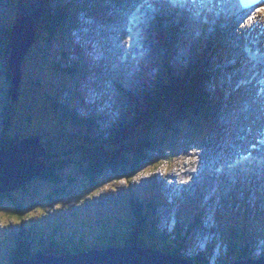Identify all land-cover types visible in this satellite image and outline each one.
I'll use <instances>...</instances> for the list:
<instances>
[{
  "label": "rangeland",
  "instance_id": "rangeland-1",
  "mask_svg": "<svg viewBox=\"0 0 264 264\" xmlns=\"http://www.w3.org/2000/svg\"><path fill=\"white\" fill-rule=\"evenodd\" d=\"M67 3H72V8H75V10L70 8V10L73 11V14L71 15V22L69 24H63L62 22L61 28L64 31L67 29L65 32V38L58 37L56 40L53 39L51 44H46V27L49 20L48 18L56 14L58 6L61 8ZM138 5L139 0H0V29L4 28L6 25L9 26L13 23L16 24V18L20 15L21 18L33 20L32 27L35 31L34 33H37V40L26 51L18 66L20 76L18 77V74H12L11 72L13 82H15L14 80H16V82L18 81L15 89H13V87V91L11 89V98H7L6 94L2 93L3 90L7 89V84L0 78V136L5 134L7 137H10L14 143L21 140L23 137L26 139L30 136H36L39 138L40 144L43 145L46 151L45 158L48 159H46L47 162L49 160L55 161L63 159L64 161H67V159H69L63 170L58 172L60 181L56 184L47 180L33 179L28 185V190L26 187L25 189L8 193L11 197L0 198V264H11L9 260V249L15 247L14 238L18 237L14 236H17L20 232L22 233L29 227V223L31 222L29 217L34 216L32 218L33 221L35 218H37V221L42 219V226L44 227L45 225V227L48 228L52 227L59 218L66 220L68 223L67 226H70L71 228L80 225L82 221L81 219H85L90 223L93 222L92 220L95 221L98 218L92 216V210L104 209L108 213L109 210L124 207L123 204L117 207L114 201L118 198L124 199L126 193L129 195H131L132 192L135 193V191L143 193L145 188L149 187L151 183L155 185L156 182L160 184L162 182H167L170 185L175 183V179L176 181L178 180V182H189L190 177L187 176L186 170L183 166L193 168L195 172L201 174V172L203 173L207 168L214 169L217 163H225V160L233 153L230 148L236 146L239 149H242L245 146L242 144L243 142H239L238 146L234 145L236 138L238 139L240 135H243L242 132L237 133L236 137L229 140V146L227 140L223 139L224 136H221L222 133L216 131V129H218L217 125H219L224 130L227 129V132L234 134V128L232 127L233 122H235V127H239L241 121L240 117L238 121L230 120V122H226L225 118L228 116L223 115V113L227 112L228 109L224 110L225 106L221 107L222 102L220 101L215 107L216 125L212 124L208 130L206 126H209V121L204 122L205 124L203 123V126L200 128L201 132L196 129L192 130L188 125L184 126L183 124H179L178 126L174 125V128L176 129L174 134L169 133L164 135L162 134L161 123L159 121H154L153 124L147 128L148 133L141 128L137 132H124L116 141L113 139L115 142L111 141V144H107V138L109 141L111 137H109L108 133L111 132V129H113L114 124H116V121L121 115L127 110L129 112L130 109L129 105L127 106V103H130L124 102L123 94L120 95L113 90L112 85L114 82L112 80L118 79L120 81L121 78L129 75V72L124 73V76L109 73L108 69H110L113 64L108 63L107 57L104 58L106 62H102L104 68L100 67L99 63H96L92 59L94 63V71L91 72L90 67L88 66L80 80H75L79 85L76 84V86H73L74 78L70 77L68 73L70 68H73L74 64L79 60V56L75 51H70L69 49L71 47V41H73L75 45H79L84 49L87 56H90V43L87 37H85V35L89 33L94 36V41L97 42H94V44L101 45L106 51V41L109 36L115 35L110 31L115 30L122 34L123 29L127 28V25L123 23L125 20L127 22V14L135 8L137 10ZM119 14H125L126 16L120 23H118L119 21L117 20ZM112 16L116 19L115 21L111 18ZM139 22L141 23L143 32H145V38L144 41L135 46L134 51L132 48L130 49L132 52L130 55L139 58L137 63L133 61L131 65L135 64V66H139L136 70L137 74L140 75L138 77L140 82L136 84V82L133 81L127 87L128 89H133L135 94L144 91V87H148L149 89L148 80L153 78L154 80L152 81H155L158 73L162 70L170 68L177 73L178 67L185 66L193 55V52H191V54L188 53L178 56L174 54L170 38H166L167 42L165 40H162L161 42L166 45V52L157 42L159 35L164 33L157 23H151L149 25L145 23V21ZM126 32H128V29H126ZM214 33H223L224 36L234 38V32L230 31L225 33L223 31V26L220 24H216ZM12 40L13 36L11 35L10 42L4 46V48H7L10 52L8 61H10L11 56ZM167 43L169 47H167ZM229 44L230 42L228 40L226 41L225 46L224 43L222 45V47H225L224 53L227 56L231 52L230 50H227ZM126 46L128 48L127 43ZM16 47L19 49L18 46ZM207 49L208 48H203L202 50ZM69 51L77 56L71 55ZM168 52L171 54V57L166 55ZM126 55L127 52H125L124 56ZM173 56H175L174 60L172 59ZM205 61H208V59H205ZM151 62L153 64H150ZM211 62L202 64L203 61H201V65L205 68V70L203 68V72L207 73L209 76V79H206L202 85L205 99L209 97L207 93L208 91H206V88L208 89L209 81L215 79L214 75H210L211 68L209 64H211ZM124 66L129 69L127 63H125ZM150 67H152V71L150 72V75L144 79L142 73L145 71L144 69ZM100 75L102 78L101 82H99ZM68 76L70 79L69 81H67ZM130 76L134 77L135 74L131 73ZM124 81L125 78L122 79V82ZM157 81H159V79H157ZM107 88H111L115 104H113V109H111L113 112L106 111V114H104L105 116L102 115L97 119L98 133L94 132L93 134L92 132L81 130L82 133L79 134V131L74 127L75 123L73 122V118L71 119L66 115V118L64 117L62 119L59 115H53V109L51 107L52 99H55L59 105H63L68 111L80 115L77 116L78 118L83 117L82 115H89L91 106L89 108L82 107L81 101L84 100L90 104L92 98L100 99L104 97ZM74 92L76 93V96L74 95ZM139 95L144 97L145 93L144 95L142 93L137 95L138 98H141ZM133 97L135 100V96ZM80 98L82 100H80ZM210 99L213 100L211 96ZM242 101L243 98H241V102ZM107 103L112 106L111 101H107ZM7 105L8 112L6 110L7 108H5ZM102 108H105V106L100 102L97 106L96 112L102 114ZM210 108L213 109V106L210 105ZM212 111L213 110H211V112ZM254 114L255 108H252L249 115L253 116ZM246 115L248 117V114H245V116ZM245 129L246 127L243 128L244 134L247 132ZM20 131L23 132L20 133ZM67 132L71 133L72 138L64 141L67 138ZM93 135H95L96 139L98 136L99 141H97V146L96 144L94 145V141L92 143L88 140L89 138H92ZM140 135L144 138H146L147 135L151 136V138L153 136L161 138L157 140V142L155 141L154 144L155 150L158 152L157 157L159 158L156 159L158 162L155 160V158H157L154 157L155 154L151 155L150 152L149 155L155 163L144 162L139 168L133 166L132 169L135 171V174L133 175H131L128 170H121L120 163H117L116 170H108L103 176L96 178L95 183H92L91 179L84 175L83 171L89 167L90 162L99 161L105 163L104 159H107L106 156H109L110 152H114L115 158L130 157L129 151L132 146L135 149L139 145V142L141 141ZM225 135L227 134L225 133ZM228 137L232 136L228 135ZM74 139H77L82 143L84 151H91V154H89L90 156L83 154L81 144H75ZM170 141L172 142L170 143ZM103 143L106 144L103 145ZM110 145H112V147H110ZM170 146L175 150L176 156L182 155L180 158L176 156L171 158V164L169 161L168 163L165 161L166 158L164 156H161V153L165 155V152L169 151ZM118 147L119 151H117ZM223 153L225 154L222 157ZM114 157L110 160L113 161V159H115ZM207 158L210 161H208ZM202 162L204 165L201 164ZM130 165L133 164L130 162ZM170 173L173 175V179L171 180L167 178V175ZM164 175H166V177ZM259 176L261 179H264V175L259 174ZM164 178L166 180H164ZM220 179L221 176H217V179L213 178L210 180V184H214L215 182L219 183ZM206 185L207 184H204L205 188L201 190L192 188L190 192L186 191L184 193L182 191L180 194L175 189L173 194L174 197L172 196L169 203H172L175 206V209L178 208L185 210L187 206L194 207L195 201L198 198L206 197L209 194L210 187ZM259 186H261L260 190L253 191V193L250 190V201L249 197L246 201L244 200V197L249 191L246 190L245 186H237L236 192L231 195L228 193L230 190L229 187L225 186V192H219V195L216 196V204L214 202L212 205L210 204L211 208L208 211V221L210 224L209 231H214L213 234H215V230L217 229L220 236H222L219 240L220 245L218 246V250L217 247H215L219 255L223 250L222 244H228L229 242V240H227L228 236L231 235L229 226L232 227L234 225L232 222H229V220L227 222L223 221L220 207L224 202V199L226 200L227 207L226 212L224 213L227 218L231 219L239 217L235 220L242 225H244L245 222L240 218L248 219V221H246L248 227L252 228V230L259 231L262 225L259 226L254 222L256 217L253 221L250 219L252 214L258 216L259 211L261 210L264 213V182ZM218 187L219 185L215 187L216 192ZM255 187L256 186H253L252 188ZM149 190L151 191L149 194L142 195L144 205H146L148 201H152V199H150L152 190ZM233 190L234 187H232V191ZM255 193L258 195V198H256ZM261 195L263 196V199H261ZM176 197H180V199ZM235 199H238L240 203L235 204ZM15 202L20 203L25 211L24 220L21 222L14 215ZM208 202H203V204L205 205ZM109 203L112 206L107 209L106 205ZM215 205L216 208L213 210ZM152 206V203L151 205H148L144 211H141L142 214L146 215L152 210ZM192 212H195L194 209ZM218 212H220L219 217L216 216ZM108 215L112 216L111 214ZM151 215H154V213L151 212ZM180 215L181 214L177 213V216ZM121 218L123 219L124 215H122ZM214 220L217 223H215ZM171 221H173V219H171ZM144 222L146 228L150 230V227H147L150 226L149 221ZM251 223L257 226L253 227L251 226ZM84 230L86 231V229ZM252 233L253 232L249 235V242H251ZM172 234V232L169 233L167 239H172ZM260 234L261 235L259 236H264L263 233ZM115 235L120 236L118 234ZM155 237L156 236H151L150 240ZM186 237L188 241L183 250L184 255L187 254L188 250L192 251V242L189 243L188 236L185 235V239ZM213 237L216 239L213 241L216 242L217 236ZM146 238L147 235L142 236V240ZM120 240L121 239H118V241ZM21 241H25V238L21 237ZM92 241H94V239H83V242L86 243ZM135 242L136 241L133 240L130 243L134 244ZM120 244L123 243L121 242ZM226 249H228V246ZM250 250L255 251L256 253H261L264 250V243L259 241L257 242L256 247H249L247 251L250 252ZM217 251L215 252V256L218 254ZM230 257L233 259V254H230ZM215 259L218 258L215 257ZM216 263L217 262H213V264Z\"/></svg>",
  "mask_w": 264,
  "mask_h": 264
},
{
  "label": "trees",
  "instance_id": "trees-1",
  "mask_svg": "<svg viewBox=\"0 0 264 264\" xmlns=\"http://www.w3.org/2000/svg\"><path fill=\"white\" fill-rule=\"evenodd\" d=\"M70 10V7H63L58 8L56 10V14L50 16L48 19L47 24V32H46V44H51L53 39L56 40L59 38H65V32L62 28V22L63 24H69L71 22V15L73 14V11ZM15 23L11 25H6L4 28L0 29V78L3 82L7 84V89L3 90L2 93L6 94V97L11 98V89L13 87L12 78H11V71L8 63L9 58V51L7 48H4V46L10 42L11 39V29ZM66 26V25H64ZM202 59L198 61V63L192 65L188 69L185 70L184 73L181 74V78L174 79L171 84L168 86L161 83L160 85H156L154 89L147 91L145 98L143 100H134L130 99V112L127 114L126 117L123 118L122 122L116 127L117 129H114L111 134V139H114L115 141L119 136H121L124 132H134L141 129L146 130L147 128L153 124L154 121H159L162 126V134H174L176 129L175 126H178L179 124L188 125L192 130L193 129H199L203 126L204 122H208L210 120V114H211V103L208 101V98L205 99V95L203 92V83L207 79L208 75H205V72H203V66L201 65ZM178 76V75H176ZM156 89V90H155ZM141 97V95H139ZM58 104V103H57ZM59 105V104H58ZM8 105L5 107L7 108ZM51 107L53 109V115L57 116L58 109L56 106V101L52 99ZM8 112V108L6 109ZM162 110V111H161ZM59 115V113H58ZM7 117V115H6ZM176 123V124H175ZM178 123V124H177ZM205 124V123H204ZM22 130V129H21ZM23 131H20L22 133ZM145 132V133H146ZM68 133V132H67ZM148 133V132H147ZM67 138L64 141H67L68 139L72 138L71 133H68ZM24 138V137H23ZM22 138V139H23ZM21 139V138H20ZM21 139V140H22ZM160 139V137H159ZM178 139V138H177ZM10 140H12L10 137H7V135L3 134L0 136V149L5 146ZM90 140V139H88ZM114 140H110L112 142H115ZM130 140V139H129ZM140 142L139 145L134 149L133 146L129 151L130 157H114V152H110L109 156L107 155L104 159L105 163H101L98 161L90 162L89 167L83 171L84 175L89 177L91 179L92 183L96 182V178L101 177L104 175V173L108 170H116L117 163L121 164V170L127 171L131 173V175L135 174V171L132 169V167L139 168L144 162H153L151 156L149 153L155 154L154 157H157L158 152L155 150V141L157 142L158 136H148L144 138L140 135ZM92 142V140H90ZM75 144H81L82 143L74 139ZM111 144V143H110ZM113 145V144H112ZM110 145V147H112ZM122 146V145H121ZM83 148V154L89 155L91 154V151L86 150L84 151ZM119 151V147L117 149ZM82 153V152H80ZM120 154V153H118ZM71 156V155H70ZM90 156V155H89ZM161 156H164L161 153ZM112 157L115 159L110 160ZM121 158V159H120ZM128 158V159H127ZM159 157L155 158L158 159ZM74 159V158H72ZM71 159V161H72ZM48 160V159H47ZM69 161V159H67ZM67 161H64L63 159L55 160V161H48V167L45 171L39 173L36 175L33 179L38 180H47L51 183L56 184L59 182V175L58 172L60 170H63L64 166ZM157 161V160H156ZM130 162L133 165H130ZM158 162V161H157ZM32 179V180H33ZM91 183V184H92ZM29 186L27 184V190ZM25 189L20 188L18 190ZM25 192V190H24ZM5 197H11L10 194H4L0 195V198ZM132 203H139V200L137 199L136 195H132L131 197ZM141 202V201H140ZM146 205H151L150 203H146ZM132 210L135 212V216L139 218V222L134 227L131 226V231L126 232H119L114 230L115 227L117 228H123L126 229L127 226H117L119 223L117 221L109 223L108 220H101L97 221L100 225V227L96 228L97 231H101L103 229H107L109 227H114L111 232L113 234H120L123 236H128L129 233L134 232V234L139 235V237H142L144 235H147V237H151L155 234V236H160L161 231H159L157 228L146 234L148 231H145L142 229V227H146V224L144 221H147V219L142 218L143 215L140 210V204L139 207L136 209L132 206ZM155 210L153 207L152 211ZM14 215L20 220H24L25 211L23 210V207L20 203L15 202V213ZM141 216V217H140ZM229 222H232L234 226H232V232L236 233H242L245 231V228L240 226V222L236 221L235 219L229 220ZM61 223V224H60ZM82 224L93 226V223H89L87 220L81 221ZM142 223V224H141ZM144 223V224H143ZM58 224V225H57ZM66 224V223H65ZM64 222L58 219L56 223L52 225V227L48 228L45 227V229L38 230L33 227H29L24 232H20L17 236L18 238H14L15 241V249L11 250L9 252L10 258L14 259H27L31 256V252H43L47 254H63L66 252L75 253L78 251L87 250L89 248L94 247H102V246H109L112 245V243H121V242H127L131 244L130 242L133 241L134 237L131 236L128 240H120L118 241L117 237L108 238L106 240H100L97 241L94 239V242H83L82 240L78 243H73L72 240H68L70 243L68 244H56L55 240L53 239V236L56 235L58 232L60 233V237L56 239L59 242L65 241L66 237L69 234L72 235L74 231H78L77 226H73L71 228L70 226H65ZM87 225V226H88ZM116 225V226H111ZM180 228L178 229V236L176 239L178 247L177 251L184 249L185 247V240L183 236L181 235ZM43 235L46 236V238H43ZM21 237L25 238V241H21ZM171 245L175 244L174 239L170 241ZM246 246V244H244ZM239 246H231V251L234 253V255L237 257V259H244L250 255V252H248L245 248ZM248 253V254H247ZM264 255V252L262 253ZM261 255V256H262ZM235 257V258H236ZM196 260V261H194ZM194 262L201 263L206 260L205 255L199 254L197 257L194 258Z\"/></svg>",
  "mask_w": 264,
  "mask_h": 264
},
{
  "label": "bare ground",
  "instance_id": "bare-ground-1",
  "mask_svg": "<svg viewBox=\"0 0 264 264\" xmlns=\"http://www.w3.org/2000/svg\"><path fill=\"white\" fill-rule=\"evenodd\" d=\"M152 1H153V9H155L157 13H155V14L150 13L151 15H155L154 17H152V19H148L145 17L148 22L154 23V22L163 18L164 22L167 25V28L169 29V31L171 30L170 28H172V29H175L176 27L181 28L180 29L181 32L179 34H176L175 31H170V36H171L170 39H171V44L173 45L174 54L184 55L189 50V48L192 46L191 42H194L195 39H197L196 42L198 41L200 43L199 39L201 38V35L199 34L198 36L195 37L194 32L197 29H200V30L204 29L205 30L206 29L205 26L208 24H210L209 27H211L213 29V31H211L209 34H207V36L213 35L215 38L218 39V41L220 40L219 35H218V33H214L215 28H216V24L222 25L223 31L225 33L230 32V27L227 26V28H226V26L223 25L221 18L219 20H216V21L214 20V14H218V12L214 8H213V11L209 12L206 9L207 7H209L207 5H205V7L202 8V10L200 11L201 15H200V20H199V24H200L199 25L197 23V21L193 20V18H195L197 16L190 14L191 11L189 10L188 5L186 4L185 8H183L184 7V1L183 0H177V2H175L173 0L174 1L173 6L177 7L178 11L176 8L173 9L172 10L173 12H172L170 17L160 16L159 15L160 13H158V11H157L156 5H158L159 2H160L161 6H162L161 3L164 4V2L162 0H152ZM150 3H151V1L149 2V5H150ZM141 4H142V2H141ZM142 5H143V7H145L144 4H142ZM199 5H200V3H199ZM164 8H165V4H164ZM163 10H166V9H163ZM212 13H214V14H212ZM259 22H260V24L264 25L263 20H260ZM253 25H254V23L247 24L245 26V30L247 31L249 29V27L253 26ZM257 25H259V24H257ZM255 30L257 31V28H255ZM256 31L250 33L249 35L247 33L246 37H244V38H242V37L241 38H235V37L230 38L229 36H227V37L223 36V37H226L225 41L229 40L230 44H229L227 50H230L231 52L228 56L225 55L223 58L217 57L215 59L220 64V63H223L226 59H228V57H230V55L232 53H235L230 58V61L235 60L236 62L234 65L232 62H230V63L225 62L220 66L226 65L227 70H230L232 65H233V67H236L238 64L242 63V60H241L242 51L246 46H248L249 42L255 37ZM110 32L112 34H115V35L109 36L108 40L106 41V43H107V44H105V47H107L106 51H105V48L102 47L101 45L94 44L95 41H94V36L92 34H91L92 36L90 34L85 35V37H87V39L90 43L89 48H90V53H91L90 56L91 57L87 56L85 52L82 53V51H80V50H79V53H77L76 50H77L78 46L76 47L75 45H73L71 47L72 48L71 50L75 51L78 54L79 59L82 62L86 63V65H88L90 67L91 72L94 71L93 70V65H94L93 61H95L96 63H99L100 67H102L103 66L102 62H104V63L106 62L104 59L105 57H107L108 63H110V64L117 62V66L115 65V68H114V74L115 75L117 74V71L121 72V73L126 71L123 66H121V65L118 66V63L121 60V58L124 60L123 63H128V64H130L131 61L137 62V60H138L135 56L130 55V54H127L126 56H124V54L126 52V46H122L123 43H126L124 35L118 33V31H115V30H112ZM236 34L238 35L240 33L236 32ZM34 35H37V33H35ZM130 38L133 40V36H130ZM128 42H129V39H128ZM95 43H97V42H95ZM221 50L225 51V47H224V49H221ZM133 51H134V49H133ZM70 54L75 55L72 52H70ZM75 56H77V55H75ZM19 59H20L19 54L13 50V56L11 59V64L12 65L17 64L16 62ZM92 59H93V61H92ZM172 59L174 60L175 56H173ZM20 60H22V58ZM117 60H119V61H117ZM179 68L181 70H183L184 66H180V67H178V69ZM246 68H247V66L244 64L243 69H241L240 71H237L236 73H234L232 75L233 77H236V78L239 77L240 78L237 80V82H240L242 80V84L238 90V91H240V95L243 98L242 102H241V99H239L237 101H231L234 99V96H233L234 89L231 88L230 83L227 80L225 81V84L229 87L230 92L224 96L222 102L226 101L232 105V106L226 108V109H228L227 112H224V115L228 116L225 118L226 122H230V120L235 121L236 119H238L241 116L244 117V113L247 114L249 107L252 105L251 98L249 97V92L246 94V88L250 86L249 79H245V75H246L245 69ZM137 76H140V75L137 74ZM232 76H231V78H232ZM123 78L126 79L127 77H123ZM99 82H101V81L99 80ZM125 83H128V80L127 81L125 80ZM210 96L213 98V100L215 99L214 95H210ZM107 99L109 101H111L110 97H108ZM92 101L93 102L91 103V114H92V117L97 118L98 113L96 111H97V106L99 105L100 101L97 98H92ZM257 104H259L261 106V103L258 102ZM245 105H248V106H247V110L244 112ZM87 108H89V106ZM251 109H252V107H251ZM105 110H107V109H105ZM261 112H262V115H261ZM249 113L250 112H248L246 124L253 123V125H260L264 122V117H263L264 116V108L261 111H259L257 108H255V114L253 116H250ZM212 115H214V114H212V112H211L210 121L214 120ZM234 124L235 123H233V125ZM263 125H264V123H263ZM95 126H96V122H92L91 128H94ZM255 129H253V130L256 132ZM234 132H235V129H234ZM256 145L259 146L258 140H256ZM230 149L233 153L230 154L229 157L225 160L226 161L225 164L229 163L231 158L235 157L238 154L237 150L232 149V148H230ZM263 158H264V155L256 157V159H259V161ZM207 160L210 161L208 158H207ZM201 164H203V162ZM261 164L264 165V162ZM223 165H224L223 162L217 163L215 165L214 169L207 168V169H205V171L203 173L201 172V174H198V172H195V170L193 168L183 166V168L186 170L187 176L190 177L188 184H185L183 187L170 185L168 183L163 184L162 187L160 188L159 192L155 193L156 197L153 199L154 205L157 206L159 201L162 198H164L166 200L164 207L166 210H168V209L170 210V209H174V207L169 203V201H170V199H172V196L174 197L173 194H174L175 189L180 194L182 191L184 193L186 191L190 192L192 188H195L196 190H201V189L205 188L204 184H207L206 186L210 187L209 194L206 197L204 196L202 198H198L195 201L194 207L187 206L185 208V210L177 209L175 211L176 213L183 214V215L189 213L188 223L190 225V229L188 231V237H189V243L192 242V249H191L192 251L188 250V252H187L188 257H191L192 254H194V253H200L202 251V249H205L208 247L209 236L211 235V231H209L210 230V227H209L210 224L208 221V213H209L208 211L210 210L213 202L216 204V196L219 195V192H225L224 188L226 186V187H231V191H232V187H234V190L232 191V193H234V192H236L237 186H240V185L245 186L246 190H249V191H250V189L254 190V189H252V186L257 184V180L259 179V174L261 172H264V170L260 171V168H258V165L255 164V166L253 165L251 169L246 168L245 170H242L240 168H237V169L233 168L234 177H232L233 172H228V168H231V167H227V166L224 167ZM25 167L29 168L30 164L28 162H26ZM164 176L166 177V175H164ZM167 176H168L167 177L168 179H170V180L173 179V175L171 173L168 174ZM217 176H221V179L219 182L220 184H219L218 190L216 192L215 185L218 184V182H215L214 184H210V180H212L213 178L217 179ZM13 179H14V175H13ZM164 180H166V179L164 178ZM208 182H209V184H208ZM158 193H161L160 199L158 198L159 197ZM248 197H249V194H246V196L244 197V200L246 201L248 199ZM176 198L180 199V197H176ZM261 199H262V197H261ZM249 201H250V197H249ZM203 202H208V203L204 205ZM131 206H133L135 209L138 207V205L136 203H132ZM194 208H195V212H192V210ZM215 208H216V205L213 207V210ZM219 214H220V212H219ZM156 216H157V218H160V215L158 213L156 214ZM159 224L160 223H157V222L154 223V225L156 227H159ZM171 226L175 227L176 224H171ZM194 228H196V232H193ZM181 229L187 230L188 224L186 222L182 221L181 222ZM159 231L162 232V227L159 228ZM259 233H262V232L261 231L256 232V239L255 240H257ZM176 239L179 240L178 238H176ZM227 239L229 240V243L231 245H233L235 247L237 246V243L233 240V238L231 236H228ZM172 247L176 248V245L173 244ZM209 257H210V259H209L210 262H213L215 257L221 258L219 253L215 256V251H214L213 245H212L211 249L209 250Z\"/></svg>",
  "mask_w": 264,
  "mask_h": 264
},
{
  "label": "water",
  "instance_id": "water-1",
  "mask_svg": "<svg viewBox=\"0 0 264 264\" xmlns=\"http://www.w3.org/2000/svg\"><path fill=\"white\" fill-rule=\"evenodd\" d=\"M32 22L33 20L21 18L19 15L11 30L13 40L8 63L12 74H18V77L20 76L18 69L20 59L37 40ZM13 50L20 56L15 65L11 64ZM14 81L12 80L13 89L18 83ZM45 152L36 136H30L16 143L8 142L3 146L0 149V195L25 187L26 182L45 171L49 164L45 158ZM26 162L30 164L29 168L25 167ZM136 242L125 246L92 248L61 255L38 254L31 259L14 261L13 264H209L183 259L168 245V241L163 236H156L151 240L147 237ZM218 264H264V255Z\"/></svg>",
  "mask_w": 264,
  "mask_h": 264
},
{
  "label": "clouds",
  "instance_id": "clouds-1",
  "mask_svg": "<svg viewBox=\"0 0 264 264\" xmlns=\"http://www.w3.org/2000/svg\"><path fill=\"white\" fill-rule=\"evenodd\" d=\"M27 184H28V183L26 182V185H25L24 188L27 187ZM28 185H29V184H28ZM81 240L83 241V239H80V241H81ZM14 249H15V247L12 248V250H14ZM83 251H85V250H83ZM78 252H80V251H78ZM68 253H70V252H66V253H63V254H68ZM75 253H76V252H75ZM53 255H59V254H53ZM27 259H29V257H28ZM27 259H24V260H27ZM9 260H10V263L13 264L14 259H13V260H12V259H9ZM15 261H16V260H15Z\"/></svg>",
  "mask_w": 264,
  "mask_h": 264
}]
</instances>
